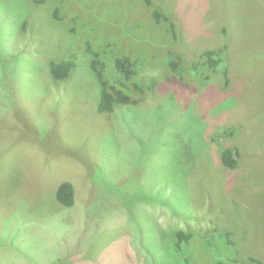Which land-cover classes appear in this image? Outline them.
Instances as JSON below:
<instances>
[{
  "label": "rangeland",
  "instance_id": "1",
  "mask_svg": "<svg viewBox=\"0 0 264 264\" xmlns=\"http://www.w3.org/2000/svg\"><path fill=\"white\" fill-rule=\"evenodd\" d=\"M1 1L0 264H173L171 257H165L164 249L160 251L147 238L146 218L153 219L160 231L205 232L212 225L230 231L243 256L264 263V0H200L195 8V0H185L183 7L182 0H154L173 12L176 24L180 13L189 20L201 17L213 26L209 36L199 33L200 28L195 25L192 31L201 36L190 40L188 33L184 35L189 39L184 45L188 57L189 52H199L204 43L208 49L228 43V81L218 90L225 96L224 108L208 111V118L194 125L206 131L213 129L214 135L226 129L235 130V136L228 139L212 135L219 142L217 147L238 149L239 166L232 173L221 174L202 152L193 164L192 176H188L192 195L187 204L154 182V195L166 201L176 216L161 206H149L146 210V204L139 209L116 210L107 221L105 212L97 237L82 246H78V236L89 220L103 211L91 209V193L95 192L94 167L107 164L100 151V137L107 135V127L98 125V120L88 133L87 114L90 115L89 104L95 96L87 92L90 85L83 75H76L77 81L68 85L66 97L58 99L60 102L55 103L57 97H50L57 94L52 87L47 94L43 78L32 68L42 66L40 58H36L39 48L34 52L28 50L36 56L30 58L31 65L28 60L18 66L4 64L8 56L19 52L20 38L25 41L35 36L46 53L50 52L53 39L42 29L38 31L41 20L35 16L29 17L26 38L19 36L27 8L23 11L21 0ZM78 1L83 4L89 0ZM71 2L79 4L76 0ZM224 27L225 36L221 29ZM184 28L182 25L181 32ZM69 100L80 101L75 108L61 106ZM140 109L137 136L140 142H146L149 111ZM132 116V112L126 111L115 120V129L110 132L116 147L109 172L116 176L112 188L117 190L128 182L129 168L124 171V167L132 160L138 167L137 175L146 181V165L141 166V160H145L142 145L137 137L121 128L122 122L129 125L127 119ZM183 118L178 116L175 120L178 123ZM103 153L107 155L106 148ZM63 182H70L75 188L72 208L60 207L54 199L56 187ZM184 192L187 193L185 187Z\"/></svg>",
  "mask_w": 264,
  "mask_h": 264
},
{
  "label": "trees",
  "instance_id": "2",
  "mask_svg": "<svg viewBox=\"0 0 264 264\" xmlns=\"http://www.w3.org/2000/svg\"><path fill=\"white\" fill-rule=\"evenodd\" d=\"M71 1L21 0L23 11L25 7L27 11L18 35L23 38L27 35L29 17L35 16L41 20L38 31L42 29L50 35L53 45L46 53L35 36L25 37L26 42L20 38L21 48L19 52H13V56H17H8L4 64L18 66L28 60L31 65L30 58L36 56L28 50L34 52L39 48L36 58H40L42 66L32 68L38 77L43 78L47 94L51 87L57 91L55 96H50L57 97L55 103L65 96L68 85L77 81L76 75H83V79L89 82L87 92L90 96L94 94L95 99L89 104L90 115L86 113L90 127L88 133L92 124L99 120L98 125L107 127L105 134L109 136L100 137L107 155H104L103 148H96L107 164L103 162L94 167L92 180L95 192L91 193V209L101 208L103 211L91 218L83 234L78 236V246H82L97 237L105 212L107 221L116 210L139 209L146 204V210L149 206H161L176 216L166 201L154 195V182L187 204L192 195L188 189V176L202 152H206L209 162L221 174L236 170L240 155L237 148L217 147L216 137L232 138L235 130L226 129L214 135L213 129L206 131L194 125L208 118V111L224 108L225 104V96L218 90L228 81V43L213 49H208L204 43L199 52H189V57L184 53L185 41L201 36L192 31L194 25L200 28L199 33L203 36H209L210 23L201 17L185 19L179 13L176 24L173 12L163 9L154 0H89L83 4L78 0L79 4ZM198 1L200 3L195 0L193 8ZM184 2H180L181 7ZM176 10L180 12L177 7ZM38 12L41 13L39 17ZM182 25L185 26L184 32H181ZM221 29L225 36L227 28ZM187 33L190 35L188 40L184 38ZM77 101L70 103L69 100L61 106L75 108ZM141 107L149 111L146 114V142H140L137 136ZM126 111L134 116L127 119L129 125L122 122L121 128L137 137L142 145L145 160H141V166L146 165V181L137 175L138 167L132 160L133 165L129 163L124 167V171L129 168V180L124 188L122 186L123 190H117L112 188L116 176L109 172L113 164L110 158L114 157L112 152L116 147L110 132L115 129V120L123 117ZM178 116L184 118L177 123ZM110 124L114 126L109 128ZM180 173L184 177H180ZM140 183L141 187L138 186ZM129 185L132 188H128ZM184 187L187 193H182ZM54 199L60 207L72 208L75 188L70 182L59 184ZM134 215H131L133 221ZM157 225L153 219L146 218L147 238L160 251L164 249L165 257H171L173 264H264L243 256L233 234L222 228L212 225L211 230L205 232L189 229L160 231Z\"/></svg>",
  "mask_w": 264,
  "mask_h": 264
},
{
  "label": "bare ground",
  "instance_id": "3",
  "mask_svg": "<svg viewBox=\"0 0 264 264\" xmlns=\"http://www.w3.org/2000/svg\"><path fill=\"white\" fill-rule=\"evenodd\" d=\"M172 91V90H171Z\"/></svg>",
  "mask_w": 264,
  "mask_h": 264
}]
</instances>
